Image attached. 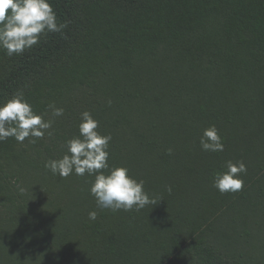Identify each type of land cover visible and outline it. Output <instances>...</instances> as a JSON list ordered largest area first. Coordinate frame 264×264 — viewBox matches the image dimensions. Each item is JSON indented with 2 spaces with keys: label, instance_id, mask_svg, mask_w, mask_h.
<instances>
[{
  "label": "trees",
  "instance_id": "1",
  "mask_svg": "<svg viewBox=\"0 0 264 264\" xmlns=\"http://www.w3.org/2000/svg\"><path fill=\"white\" fill-rule=\"evenodd\" d=\"M49 2L60 31L20 55L0 49V104L22 90L52 121L42 139L0 142V264L264 261V0ZM85 111L112 138L110 168L143 180L156 205L99 209L94 176L45 167ZM213 125L223 152L201 150ZM227 161L247 173L222 195Z\"/></svg>",
  "mask_w": 264,
  "mask_h": 264
},
{
  "label": "clouds",
  "instance_id": "2",
  "mask_svg": "<svg viewBox=\"0 0 264 264\" xmlns=\"http://www.w3.org/2000/svg\"><path fill=\"white\" fill-rule=\"evenodd\" d=\"M64 27L58 23L56 13L49 0H0V49L9 57L22 54L37 45L42 36L58 32ZM111 102L109 101V104ZM53 117L64 114L63 108L49 104ZM52 127V121L33 111L22 90L0 104V142L14 138L23 143L27 138L42 139ZM79 135L66 141L67 153L61 159L46 162L45 167L53 175L67 178L73 173L78 176H94L89 189L99 209L116 211H140L149 205H156L157 199L150 198L144 190V181L129 174L126 167L109 166L110 135H101L97 129L99 121L90 112L81 113ZM48 135H51L49 132ZM35 142L34 139L29 140ZM200 147L206 152H223L224 145L218 129L213 125L206 128L200 137ZM171 154V149L168 150ZM226 171L217 173L213 187L222 195L237 193L243 189L241 175H246L243 161L226 162ZM107 173V174H106ZM168 192L172 189L169 187ZM19 191L23 194L24 188ZM89 220H96L97 212L88 214Z\"/></svg>",
  "mask_w": 264,
  "mask_h": 264
},
{
  "label": "rangeland",
  "instance_id": "3",
  "mask_svg": "<svg viewBox=\"0 0 264 264\" xmlns=\"http://www.w3.org/2000/svg\"><path fill=\"white\" fill-rule=\"evenodd\" d=\"M257 258H260V257H257ZM257 264H264V261L262 259H258Z\"/></svg>",
  "mask_w": 264,
  "mask_h": 264
}]
</instances>
